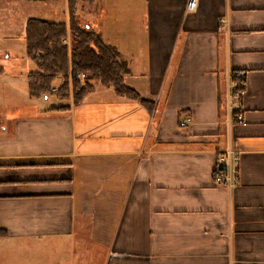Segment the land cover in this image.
Segmentation results:
<instances>
[{
    "label": "crops",
    "instance_id": "crops-1",
    "mask_svg": "<svg viewBox=\"0 0 264 264\" xmlns=\"http://www.w3.org/2000/svg\"><path fill=\"white\" fill-rule=\"evenodd\" d=\"M78 3L145 102L96 85L80 103L61 87L63 102L24 117L0 108V239L70 247L76 264H264V0ZM15 46L0 49V78L47 96L30 93L35 63ZM232 145L230 190L215 167Z\"/></svg>",
    "mask_w": 264,
    "mask_h": 264
},
{
    "label": "trees",
    "instance_id": "trees-1",
    "mask_svg": "<svg viewBox=\"0 0 264 264\" xmlns=\"http://www.w3.org/2000/svg\"><path fill=\"white\" fill-rule=\"evenodd\" d=\"M78 5V0H69V23L42 17L28 18L24 41L27 56L36 67L28 73L30 93L33 96L49 94L53 92L56 78L64 80L73 72L78 78L73 83L74 102L80 103L94 88L87 87L88 81H80L78 77L81 73H87L102 86L114 88L118 95L145 102L125 84L124 74L129 72V67L120 51L107 43L90 23L80 20L79 15L82 17V14ZM70 34L71 51L65 43V38ZM239 80L244 81L243 78ZM61 87L62 93L67 96L71 86L64 81Z\"/></svg>",
    "mask_w": 264,
    "mask_h": 264
},
{
    "label": "rangeland",
    "instance_id": "rangeland-1",
    "mask_svg": "<svg viewBox=\"0 0 264 264\" xmlns=\"http://www.w3.org/2000/svg\"><path fill=\"white\" fill-rule=\"evenodd\" d=\"M78 9L81 10L82 6L78 5ZM67 10L65 0H0V49H5V47L15 49V44H19L24 46L25 52L24 34L28 18L42 17L55 21L65 20ZM82 17L79 15L81 21H83ZM112 17L105 19V25L111 21ZM65 39L67 40L65 43L71 51V34ZM75 75L70 72L64 80L59 77L56 78L52 86L55 90H52V93L40 99L32 100L27 99L29 95L24 90L13 91L10 86V78L7 77L4 80L0 78V108L4 109L3 115L7 117L6 120L32 114L33 106L41 102L48 101V104L52 103L54 105L63 102L57 95L61 94L59 89H61V84L64 81H67L71 86L68 92L69 97L74 98L73 83L74 80L78 79ZM91 76V74L81 73L78 77L80 81H88L87 87L101 85L99 81ZM10 93L14 95L10 96ZM0 264H76V257L70 247L62 246L57 250L52 247L38 245L34 248L29 246V242L23 239H0Z\"/></svg>",
    "mask_w": 264,
    "mask_h": 264
},
{
    "label": "built area",
    "instance_id": "built-area-1",
    "mask_svg": "<svg viewBox=\"0 0 264 264\" xmlns=\"http://www.w3.org/2000/svg\"><path fill=\"white\" fill-rule=\"evenodd\" d=\"M199 0H189L188 3V10L195 11L198 7ZM228 23L226 19L220 20V25L225 27ZM243 78L245 80V73L243 71L235 72L234 75H230V78L238 80L236 84V89H241L242 84L244 81L239 80V78ZM243 92L239 91L235 95L232 93L230 94V98H237L240 100L242 97ZM238 100V101H239ZM233 108V107H232ZM234 110L237 112L241 110L240 105L235 106ZM236 120L241 123L245 124V118L242 113H236ZM240 152L235 146H229L226 150L219 154L217 158V163L215 167V182L217 186L225 187L227 189L233 190L234 188L238 187L240 184Z\"/></svg>",
    "mask_w": 264,
    "mask_h": 264
},
{
    "label": "bare ground",
    "instance_id": "bare-ground-1",
    "mask_svg": "<svg viewBox=\"0 0 264 264\" xmlns=\"http://www.w3.org/2000/svg\"><path fill=\"white\" fill-rule=\"evenodd\" d=\"M245 83V82H244ZM243 87V86H242ZM235 89V88H234ZM242 105V104H241ZM236 111V110H235ZM242 112V111H241Z\"/></svg>",
    "mask_w": 264,
    "mask_h": 264
}]
</instances>
